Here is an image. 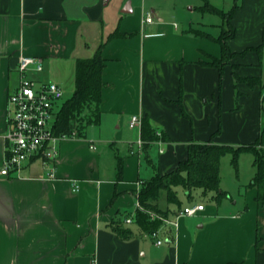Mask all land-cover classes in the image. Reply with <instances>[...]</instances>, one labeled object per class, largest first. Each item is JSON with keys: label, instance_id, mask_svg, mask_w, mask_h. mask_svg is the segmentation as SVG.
Instances as JSON below:
<instances>
[{"label": "crops", "instance_id": "1", "mask_svg": "<svg viewBox=\"0 0 264 264\" xmlns=\"http://www.w3.org/2000/svg\"><path fill=\"white\" fill-rule=\"evenodd\" d=\"M127 2L131 12L123 11ZM181 2L0 0V170L20 57L41 58L43 71L32 77L56 82L70 96L76 60L99 48L105 59L100 123L62 140L56 160L31 159L19 176L0 173V264H264V201L250 186H238L236 200L181 218L161 245L134 223L124 224L134 232L130 239L112 229L115 219L134 213L143 180L174 169L191 142L248 145L264 127V0H209L232 11L235 33L226 43L233 55L222 71L204 63L221 57V45L187 32L207 23L174 19ZM147 11L153 23H143ZM132 115L163 132V153L130 127ZM222 185L221 175L229 192ZM158 205L170 217L178 210L165 193Z\"/></svg>", "mask_w": 264, "mask_h": 264}, {"label": "trees", "instance_id": "2", "mask_svg": "<svg viewBox=\"0 0 264 264\" xmlns=\"http://www.w3.org/2000/svg\"><path fill=\"white\" fill-rule=\"evenodd\" d=\"M198 9L202 12L208 11L202 5ZM211 10L212 13H215L216 8L211 6ZM231 17L232 11H229V24ZM187 32L197 37L212 38L221 45V57H212L210 62L204 63L222 71L224 64L233 55L226 43V40L235 33L232 25L230 24L228 34L223 32L220 36H214L209 32L206 33L197 28H189ZM104 65L105 59L101 55L100 48L92 57L78 58L76 60L74 91L62 103L57 112L53 127L56 134H66L81 138L85 136L89 126L100 123V106L103 88L102 70ZM235 77L238 78L237 75ZM182 111L184 113L183 107ZM159 131L152 127L148 118L142 119L141 136L145 140L146 146L158 140L159 137L162 139L165 138L163 132L160 131L161 136L158 134ZM243 152H250L254 156L253 165L255 172L249 186L256 188V199L259 202L264 201L263 127L259 137L248 145L233 146L215 143L211 140L206 142H191L188 147L187 157L181 160L174 169L164 173L158 170L150 178L143 180L138 194L142 208L136 209L133 223L144 232L160 226L161 221L158 219L152 220L150 213H160L164 216H169L170 209L163 210L158 205L162 193L166 194L167 203L177 206L179 210L182 204L178 193L179 188L183 189L189 200L193 199V191L196 190L201 191L203 195H210L216 202L225 198H231L229 192L220 187L221 160L225 155L231 154L232 164L234 167H237L239 157ZM122 168L123 165L120 161L118 164L119 174L122 173ZM123 216L125 217L127 214L115 219L112 224V229L118 237L130 239L134 235V232L132 229L124 226V224L128 223L124 221ZM226 264L244 263L229 262Z\"/></svg>", "mask_w": 264, "mask_h": 264}, {"label": "built area", "instance_id": "3", "mask_svg": "<svg viewBox=\"0 0 264 264\" xmlns=\"http://www.w3.org/2000/svg\"><path fill=\"white\" fill-rule=\"evenodd\" d=\"M154 21L153 13L147 11L143 17V23L150 24ZM174 24L176 25V23ZM43 67L41 58L26 55L20 57L18 64L20 84L8 98L9 130L6 134L5 160L0 170L2 175L15 174L19 176L24 165L31 159L40 158L45 162L56 160L59 143L66 138L75 137L66 134L59 135L54 131V122L63 103L61 101L64 97V90L56 82L32 77V74L43 71ZM141 124L142 118L138 115H132L129 122L130 127L141 128ZM158 134L161 136L160 131ZM156 142L159 145V152L163 153L165 150L164 140L159 137ZM137 145L138 153H141L144 147L142 138L137 140ZM90 148L96 149L97 146L91 144ZM131 152L134 153L133 149ZM73 185V190L77 191L79 189L77 181H74ZM138 194L134 213L124 218L128 224L134 222L136 209L142 208ZM204 208V203L189 204L177 210L174 217L150 213V218L160 220L161 224L157 228L145 232V234L156 245H161L170 239L171 228L176 230L179 228L181 218L194 216ZM91 264H97V261L93 260Z\"/></svg>", "mask_w": 264, "mask_h": 264}, {"label": "rangeland", "instance_id": "4", "mask_svg": "<svg viewBox=\"0 0 264 264\" xmlns=\"http://www.w3.org/2000/svg\"><path fill=\"white\" fill-rule=\"evenodd\" d=\"M207 1L210 6L208 5ZM207 1L206 0H182V2L179 5L180 7L179 13L177 15L174 14L175 15L174 19H177V21L182 25L184 23L183 18L189 15L195 21H200V22L203 21L204 23H207V24H201V23L195 22L190 25V28L201 29L205 31L206 33L209 32L215 36H220L221 33L223 32H226V34H228V30L230 29L229 10L226 11L222 7H218L210 3L209 0ZM198 3L201 4L204 7V9L210 12L208 11L202 12L198 8L194 9L195 10L194 12H191L192 10H190L189 7L199 5ZM211 6L216 8L215 13H212ZM69 97H70V92L69 90H66L64 93L63 100L61 102H64ZM253 159H254V156L252 153L243 152L241 153L239 157L237 167H234L232 164L231 154L225 155L222 159V167H221L222 184H223L222 186L225 189H228L230 196L231 197L233 196L234 200L239 198L237 194L238 193L237 187L240 186L244 190L245 187L246 186L248 187L252 181V176L254 175V172H255V168L253 165ZM179 192H180V198L182 201V204H181L182 207H184L188 203L193 204L198 201H201L205 205H209L215 202L209 196L203 195L202 192L199 190L193 191L192 200H189L187 196L185 195V193L184 194L182 193L184 192L182 188H179L178 193ZM163 196H164L163 198H165V195ZM162 200L160 201V203L164 205L163 204L164 201Z\"/></svg>", "mask_w": 264, "mask_h": 264}, {"label": "water", "instance_id": "5", "mask_svg": "<svg viewBox=\"0 0 264 264\" xmlns=\"http://www.w3.org/2000/svg\"><path fill=\"white\" fill-rule=\"evenodd\" d=\"M124 12H131L132 11V6H131V2H127L124 9Z\"/></svg>", "mask_w": 264, "mask_h": 264}]
</instances>
